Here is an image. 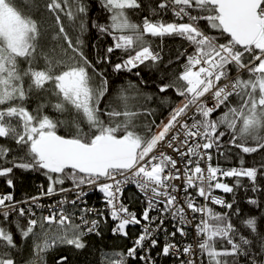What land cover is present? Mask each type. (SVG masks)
Instances as JSON below:
<instances>
[{
	"label": "snow or ice",
	"instance_id": "6c2138e0",
	"mask_svg": "<svg viewBox=\"0 0 264 264\" xmlns=\"http://www.w3.org/2000/svg\"><path fill=\"white\" fill-rule=\"evenodd\" d=\"M94 3L105 22L91 19ZM141 9L142 0H0V179L10 190L0 194V264H48L53 249L83 250L109 220L113 236L140 230L131 247L100 252L97 264H157L156 256L264 264V230L247 218L242 232L231 219L240 215L235 200L214 194L234 193L242 178L258 191L264 178V0H158L133 20ZM44 13L51 23L37 19ZM90 28L112 41L95 59L84 50ZM101 65L137 77L141 66L156 69L162 102L169 90L179 99L157 123L153 96L130 82L110 97ZM216 154L238 166L214 164ZM253 154L258 166L247 165ZM16 170L39 172L47 185L17 201ZM129 186L139 215L123 201ZM88 190L102 194L106 212L86 206Z\"/></svg>",
	"mask_w": 264,
	"mask_h": 264
},
{
	"label": "trees",
	"instance_id": "16d2710c",
	"mask_svg": "<svg viewBox=\"0 0 264 264\" xmlns=\"http://www.w3.org/2000/svg\"><path fill=\"white\" fill-rule=\"evenodd\" d=\"M158 0H142V9L137 11L136 14L132 17L133 20L139 21L146 15L151 14L152 8ZM33 3H40L42 5L43 0H33ZM33 11H35L33 9ZM41 11L43 9L41 8ZM90 16L94 21L99 18L100 22H105L106 13L102 15L99 4L94 3L90 5ZM47 13H44V16L41 17L37 15V19H40L42 23H51L50 20H47ZM170 14L165 16V19H170ZM75 38L76 33L71 32ZM85 41V52L89 55L90 59H95L98 52H102L108 45L112 43L111 38L107 36H101L95 28H90V30L83 37ZM95 45L96 47H93ZM180 46L179 38L175 40L167 41V48L164 53L167 58L170 49H174ZM174 54V53H173ZM121 55L119 51L115 53L112 57L113 63L119 62L118 58ZM100 68H107L106 76L110 81V97L114 95L115 89L127 86L130 82L132 84H137L139 87L147 94L152 95L153 99L149 102L151 108L156 109L155 119L157 123L163 119L169 110V107L172 106L179 98L169 90L166 94L169 100V103H163L161 97L165 94L158 93L156 84L161 81L162 73L156 69H149L144 66H141L139 69L134 71H140L141 76L137 77L131 73H113L111 68L107 65L98 66ZM143 78L147 81L146 84H140V80ZM34 107L35 105H31ZM103 106V102H102ZM49 114L55 116V113L51 112V109L47 110ZM61 134L64 133V129L60 130ZM255 157V158H253ZM248 166H258V161L261 157L257 154L253 156L245 157ZM219 162L221 167L227 168L230 166H238V158L233 156L229 160H225L223 157L216 154L213 158V163ZM224 181L227 182L230 186L235 184V178H224ZM15 188L11 190L17 201L26 200L27 198L38 195L40 190V185H47L46 178L41 175L39 172H22L16 170V179L14 181ZM260 189L258 191H252L251 185L246 179L242 178V185L240 187L234 188V193H231L228 196V202L235 200L234 208L238 207L240 209L239 216H232V222L241 228L242 232L246 233L247 230L243 229L241 224L242 219L255 218L257 221L258 228L264 230V178H260ZM10 191L3 180L0 179V194H5ZM139 193L134 186L129 187L125 190L124 193V203H126L131 211L136 212L138 215L141 213L143 205L139 199H137ZM127 201H126V199ZM250 199H256L259 202L260 206H254L248 203ZM87 207H104L102 194L99 192H94L92 195H89L87 198ZM215 211L224 212L228 211L227 209L214 208ZM15 214H13L14 216ZM94 218V217H91ZM112 222L109 220L107 224H101L102 234L100 236L90 235L86 237L87 247L83 250H76L71 247H62L53 249L47 255L48 264H55V260L61 256L65 255L68 257L66 264H97L98 259H100V252H110L111 250H124L132 246V241L135 239L136 235L139 232V227H130L129 238H123L118 236H113L110 229ZM17 243L20 245L21 259H27L31 249L26 248L25 244L27 242L21 241L19 235L16 237ZM155 256V253H152ZM157 264H174V260L165 257L156 258ZM132 264H137L136 261H133Z\"/></svg>",
	"mask_w": 264,
	"mask_h": 264
},
{
	"label": "built area",
	"instance_id": "2783aa9c",
	"mask_svg": "<svg viewBox=\"0 0 264 264\" xmlns=\"http://www.w3.org/2000/svg\"><path fill=\"white\" fill-rule=\"evenodd\" d=\"M223 182H225V181H223ZM225 183H227V182H225ZM129 187H132V186H129ZM128 187V188H129ZM89 191V195H92L94 192H96V191H91V190H88ZM98 192V191H97ZM214 194L215 195H217V196H219V197H221V198H223L226 202H228V196L231 194V193H224V192H222L221 190H215L214 191ZM126 199V198H125ZM202 199V198H201ZM123 201H124V198H123ZM126 201H127V199H126ZM43 203H45V204H49V203H52V201L51 200H49V199H47V198H44L43 199ZM213 208H219V209H223V208H221L219 205H215V206H212ZM90 208H94V209H102V210H104L105 212H106V209L104 208V207H99V208H97V207H90ZM94 218H96V217H94ZM136 227H139V226H135L134 228H136ZM169 230H171V228L169 227ZM161 242H163V236H161ZM153 252L155 253V255H156V250H153ZM152 252V253H153ZM159 256H156V258H158ZM171 259H173L174 260V258H171Z\"/></svg>",
	"mask_w": 264,
	"mask_h": 264
}]
</instances>
